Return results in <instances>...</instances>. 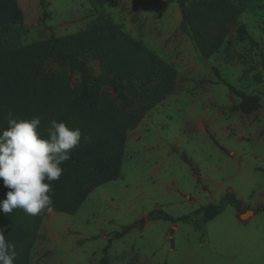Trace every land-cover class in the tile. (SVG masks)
Listing matches in <instances>:
<instances>
[{
	"label": "rangeland",
	"instance_id": "obj_1",
	"mask_svg": "<svg viewBox=\"0 0 264 264\" xmlns=\"http://www.w3.org/2000/svg\"><path fill=\"white\" fill-rule=\"evenodd\" d=\"M18 3L22 45L52 31L77 32L104 14L177 70L173 91L129 129L120 176L96 187L74 214L45 210L28 264H264V64L259 49L236 34L246 24L264 52V0L229 25L210 57L182 29L175 0H46V16L40 0ZM89 64L101 73L97 60ZM67 72L77 85L79 74ZM232 87L260 96L263 107L233 110L241 97ZM228 191L242 201L246 219L224 200ZM211 202L223 211L198 227L197 210ZM154 209L189 219L140 224Z\"/></svg>",
	"mask_w": 264,
	"mask_h": 264
},
{
	"label": "trees",
	"instance_id": "obj_2",
	"mask_svg": "<svg viewBox=\"0 0 264 264\" xmlns=\"http://www.w3.org/2000/svg\"><path fill=\"white\" fill-rule=\"evenodd\" d=\"M44 16L46 0H40ZM102 4L107 0H90ZM180 7L182 29L199 52L210 57L223 45L229 25L237 20L254 0H175ZM24 14L18 0H0V131L11 118L40 117L39 131L46 137L52 120L63 121L82 130V139L71 151V158L61 166L64 171L52 182L53 203L49 208L76 213L88 195L98 186L120 176L130 128L137 126L146 113L173 91L177 70L141 40L128 35L121 24L99 14L84 29L26 45L20 43V25ZM239 40H250L258 48L264 64V52L252 39L248 27L240 23ZM99 62L101 73L93 74L90 60ZM54 63L62 70L48 66ZM71 73L79 74L73 85ZM219 75V71L216 69ZM241 97L232 109L251 114L261 107L255 94L231 88ZM188 162L189 159L184 156ZM9 191L0 179V201ZM224 200L244 212L235 192L228 191ZM260 205L256 210H260ZM38 215L14 209L9 214L0 210V229L15 245L14 264H28L45 210ZM224 209L222 203L211 202L197 210L198 227L215 218ZM255 210V211H256ZM188 215L174 217L163 209H154L140 224L151 220L185 221ZM138 223L131 224L127 230ZM116 234L115 236H120ZM105 247L102 261L107 263Z\"/></svg>",
	"mask_w": 264,
	"mask_h": 264
},
{
	"label": "clouds",
	"instance_id": "obj_3",
	"mask_svg": "<svg viewBox=\"0 0 264 264\" xmlns=\"http://www.w3.org/2000/svg\"><path fill=\"white\" fill-rule=\"evenodd\" d=\"M8 115V126L0 131V179L9 191L0 210L7 215L20 208L35 216L52 205V182L61 177V165L80 144L82 130L52 120L45 137L40 117L17 120ZM16 258L15 245L0 229V264H14Z\"/></svg>",
	"mask_w": 264,
	"mask_h": 264
},
{
	"label": "water",
	"instance_id": "obj_4",
	"mask_svg": "<svg viewBox=\"0 0 264 264\" xmlns=\"http://www.w3.org/2000/svg\"><path fill=\"white\" fill-rule=\"evenodd\" d=\"M247 211H250L251 214L253 213L252 210H247ZM240 216H241L242 219H246L248 217L246 211L244 213L240 214Z\"/></svg>",
	"mask_w": 264,
	"mask_h": 264
},
{
	"label": "crops",
	"instance_id": "obj_5",
	"mask_svg": "<svg viewBox=\"0 0 264 264\" xmlns=\"http://www.w3.org/2000/svg\"><path fill=\"white\" fill-rule=\"evenodd\" d=\"M249 210H252L253 211V213L252 214H250V215H253L254 213H255V209H249ZM244 213V212H243ZM242 214V213H241ZM248 264H254V263H252V262H249Z\"/></svg>",
	"mask_w": 264,
	"mask_h": 264
}]
</instances>
